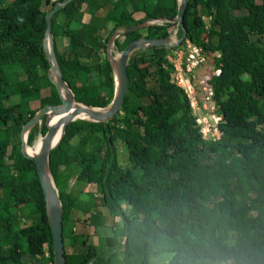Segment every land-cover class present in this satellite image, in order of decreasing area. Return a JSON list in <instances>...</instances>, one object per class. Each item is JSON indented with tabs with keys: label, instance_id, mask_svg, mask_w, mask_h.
I'll list each match as a JSON object with an SVG mask.
<instances>
[{
	"label": "trees",
	"instance_id": "obj_1",
	"mask_svg": "<svg viewBox=\"0 0 264 264\" xmlns=\"http://www.w3.org/2000/svg\"><path fill=\"white\" fill-rule=\"evenodd\" d=\"M62 1L0 0V264H53L42 193L33 161L19 152V132L40 108L59 104L43 40L45 15ZM144 1L73 0L52 15V50L73 105L110 104L114 32L163 20L141 38L166 39L174 29L180 37L172 22L178 1ZM182 30L179 46L187 40L219 56L208 57L219 69L209 78L219 140L200 139L185 96L169 82L166 57L178 47L136 51L119 112L104 123L72 121L48 153L64 264H264V0H185ZM131 34L112 45L123 49ZM69 92L61 88L66 99ZM43 120L27 131V146L44 135ZM74 139L84 149L64 153ZM116 144L128 167L118 164ZM62 166L73 176L67 194L58 190ZM107 218L117 232L96 237Z\"/></svg>",
	"mask_w": 264,
	"mask_h": 264
},
{
	"label": "water",
	"instance_id": "obj_2",
	"mask_svg": "<svg viewBox=\"0 0 264 264\" xmlns=\"http://www.w3.org/2000/svg\"><path fill=\"white\" fill-rule=\"evenodd\" d=\"M73 0H63L61 3H56L53 5L52 9L45 15V30H44V40H43V52L48 64V70L46 73L48 81L55 88L59 104L58 105H47L40 108L35 115L29 119L20 129L19 132V152L21 156L25 159H31L33 161L35 167V173L37 182L39 184L42 198L45 207L46 220L51 236V253H52V262L53 264H64V256H63V246H62V237H61V209L59 200L57 197V193L54 189L53 183L49 177L47 160L48 153L50 150L54 149L59 142L61 141L63 132L65 127L75 120V117L78 114V110L70 111V105L73 101V97L65 84L62 81L61 74L59 72L56 60L54 58L53 50H52V41L50 38V25L52 15L59 9L65 7L68 3ZM184 2L185 0L178 1L177 12L172 20L176 24V26L181 30V35L178 38L176 44L172 46H168L167 38L161 40H133L131 43L126 45L119 53L118 60L115 66H112V74L114 79V95L110 102V104L106 108V112L104 117L101 118L99 115L95 113H89L91 117V121L97 123H104L111 118H113L120 110V107L123 103V98L127 93V85L128 79L126 75V62L127 59H133L134 53L138 50H144L148 47L152 46H165V47H177L180 42L184 38V32L182 30V17L184 13ZM163 21V20H161ZM146 22L136 24L132 27H129L125 31H122L123 34L128 32L137 31L146 27ZM118 36V33H113L108 42H107V54L109 55V48L112 46L113 40ZM110 62V61H109ZM64 87L69 93L70 98L63 101L59 97V90ZM74 102V101H73ZM82 106V105H81ZM86 109H92L85 106H82ZM98 110V109H94ZM58 117L62 116L60 121L57 122V125H61L62 135L58 140L57 144L53 147H49L51 139L53 137L54 128H50L47 126L48 118L50 117ZM41 118H43L44 125L46 127V131L42 136V145L40 148L39 156L36 158H32L26 155L23 152L24 148V138L26 136L27 131L36 125H39ZM24 257H22V260Z\"/></svg>",
	"mask_w": 264,
	"mask_h": 264
},
{
	"label": "built area",
	"instance_id": "obj_3",
	"mask_svg": "<svg viewBox=\"0 0 264 264\" xmlns=\"http://www.w3.org/2000/svg\"><path fill=\"white\" fill-rule=\"evenodd\" d=\"M153 21L157 20L147 22L152 25ZM158 21L165 23V21ZM173 34H176L175 29ZM173 43L176 44L177 42L175 43L169 37L167 39L168 46L174 45ZM179 45L176 50L170 51L166 57L173 70L169 82L185 96L193 116L194 125L198 128L200 139L215 143L220 137L218 125L221 122V115L218 113L213 99L209 78L217 77L219 69H213L211 64L208 63V57L217 58L219 56L216 53L207 55L187 40H184L181 46Z\"/></svg>",
	"mask_w": 264,
	"mask_h": 264
},
{
	"label": "rangeland",
	"instance_id": "obj_4",
	"mask_svg": "<svg viewBox=\"0 0 264 264\" xmlns=\"http://www.w3.org/2000/svg\"><path fill=\"white\" fill-rule=\"evenodd\" d=\"M114 1V0H112ZM152 1L154 0H145L144 3L146 4H149V3H152ZM177 1H180V0H177ZM76 7V5L74 6ZM69 8H73V4L71 3L70 4V7ZM95 18V17H94ZM137 19L138 16H136ZM88 20H91L93 21L91 18H88V16H83L82 17V21L83 22H87ZM94 20H97V18H95ZM163 23H161L160 21H153L152 22V25H150L149 22L146 23V27H144L143 29H140V30H137V31H133V32H128V33H133L131 35H128V36H125L124 40H125V43L126 45H128L129 43H131L134 39V37H136V40H143L141 37L145 34V31L144 29L149 27V26H153V25H161ZM207 26V25H206ZM115 33H118V35L120 34H123L122 31H116ZM175 36V37H173ZM169 37H171V39H173L175 41V43L178 41V37L176 36V34H173V31L170 33ZM168 37V38H169ZM167 38V39H168ZM174 44V43H173ZM122 50L121 47H114L113 45L109 48V55H108V60L110 61V63L112 64V66H115L117 60H118V57H119V53L120 51ZM115 57V58H114ZM111 61H113L114 63H112ZM70 94V93H69ZM57 95V94H56ZM90 110H94V109H90ZM102 110H105L106 109H102ZM75 120H80V119H75ZM82 121H87V122H91V123H97V122H94V121H89V120H82ZM40 125V123H39ZM26 138V136H25ZM25 138H24V144H25ZM38 139H41L42 141V136L41 135H37L36 138L31 142V145L30 146H27L26 144V148L27 150L29 149L30 150V147L38 140ZM84 144H82L81 141H78V139H74L72 142H70L68 145H66L64 148H63V152L65 153L67 150H69V148L71 147L72 149L76 150V149H84L83 147ZM116 148V154H117V162L118 164L122 167V168H125V167H128L129 164L127 163L126 161V155H125V152L123 150V147L119 144H116L115 146ZM35 151V149L33 150ZM200 164H207L208 161L207 159L203 156L201 157L200 159ZM58 171V175H59V188L58 190L61 191V190H64V192L67 194L70 190V186L73 182V176L70 174V172L68 171L67 168H65L64 166L62 167H58L57 169ZM48 173H49V177L51 179V176H50V172H49V168H48ZM52 181V180H51ZM53 183V182H52ZM54 186V185H53ZM55 189V187H54ZM88 191H93V189L91 187H88L87 188ZM56 191V189H55ZM77 207V206H76ZM123 209L124 206H122ZM73 216L75 218H78L79 221L82 219V218H85L84 216L81 215V213H79V211L77 210H74L73 212ZM103 220H104V217L102 216ZM109 218H107L105 220V225L106 227L105 228H100L97 230V233H96V237H110L112 236L114 233L117 232L118 230V225L117 224H109ZM107 222V223H106ZM111 222V221H110ZM92 229H90L89 231L91 232ZM230 235L232 236V234L230 233ZM95 237V239H96ZM95 240L93 239L92 242H94ZM163 263V258H158V259H154V260H151L150 261V264H162Z\"/></svg>",
	"mask_w": 264,
	"mask_h": 264
},
{
	"label": "bare ground",
	"instance_id": "obj_5",
	"mask_svg": "<svg viewBox=\"0 0 264 264\" xmlns=\"http://www.w3.org/2000/svg\"><path fill=\"white\" fill-rule=\"evenodd\" d=\"M115 58V57H114ZM112 63H114L113 61H111ZM59 97L61 98V100L65 101L67 100L66 98H64L62 95H61V89L59 90ZM74 110H78V114L77 116L75 117V119H80V120H89L91 121V117H90V114L89 113H95L97 115H99L101 118L104 117V114H105V110H94V111H91V110H88L82 106H75L71 103L70 105V111H74ZM62 116H58V117H53L50 122H49V125L48 127L50 128H54V133H53V137L51 139V142L49 144V147H53L57 144L58 140L60 139L61 135H62V131H61V125H57V122L60 121ZM41 145H42V141L41 139H38L31 147H30V150L26 148V145L24 144V148H23V152L32 157V158H36L39 156V153H40V148H41ZM35 149V151H33Z\"/></svg>",
	"mask_w": 264,
	"mask_h": 264
},
{
	"label": "crops",
	"instance_id": "obj_6",
	"mask_svg": "<svg viewBox=\"0 0 264 264\" xmlns=\"http://www.w3.org/2000/svg\"><path fill=\"white\" fill-rule=\"evenodd\" d=\"M155 1V0H154ZM154 1H152V3H154ZM152 3H149V4H152Z\"/></svg>",
	"mask_w": 264,
	"mask_h": 264
}]
</instances>
